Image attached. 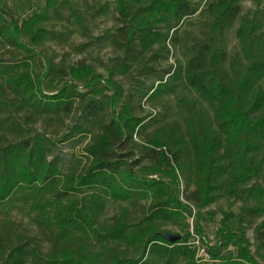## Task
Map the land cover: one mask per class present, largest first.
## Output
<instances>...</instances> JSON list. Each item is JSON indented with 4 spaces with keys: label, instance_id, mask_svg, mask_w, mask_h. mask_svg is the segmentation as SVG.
<instances>
[{
    "label": "trees",
    "instance_id": "16d2710c",
    "mask_svg": "<svg viewBox=\"0 0 264 264\" xmlns=\"http://www.w3.org/2000/svg\"><path fill=\"white\" fill-rule=\"evenodd\" d=\"M204 1L117 0L115 32L97 38L79 13L89 42L73 50L85 53L105 41L116 50L105 77L94 64L71 65L69 55L57 61L47 52V42L64 38L42 22L49 12L64 18L65 2L46 0L45 13L20 27L4 16L10 11L0 0V203L28 190L50 194L45 206L57 207L84 189L101 188L129 206L101 227L103 236L92 227L109 241L99 251L85 230L70 231L60 223L65 218L55 221L61 210L54 217L42 200L31 207L39 229L34 236L0 209V264H175L181 256L198 264L183 245L187 237L171 243L162 236L164 221L185 210L180 194L199 210L223 197L252 200L244 211L264 216V14L242 16L245 0ZM240 19V49L232 56L228 33ZM194 20L198 32H183ZM172 49L182 50L186 62L165 68ZM181 81L213 113L190 106L182 120H170L167 96ZM146 105L164 113L145 114ZM157 174L182 182L183 191L149 178ZM91 217L87 224H96L98 215ZM231 217L224 214L220 244L209 250L213 262L206 264H264L251 249L243 216ZM254 234L264 258V220ZM230 245L236 255H223Z\"/></svg>",
    "mask_w": 264,
    "mask_h": 264
},
{
    "label": "rangeland",
    "instance_id": "374dc122",
    "mask_svg": "<svg viewBox=\"0 0 264 264\" xmlns=\"http://www.w3.org/2000/svg\"><path fill=\"white\" fill-rule=\"evenodd\" d=\"M65 2V17L59 19L53 12L48 13V17L42 22V26L50 31H55L61 35V40L47 42L45 48L47 52H53L58 56L57 61L62 59L63 55H69L67 61L71 65H76L80 62H86L94 64L98 68V72L105 77H109V68L112 66L114 59H116L117 53L114 47L108 42L97 43L91 46V48L85 53H76L73 49L76 46L88 43L89 40L79 27L77 15L82 13L86 19L87 26L94 37H101L106 33H114L117 27V0H61ZM10 14H4L9 20L15 19L18 21L20 27L22 24L31 17L42 15L45 13L46 0H5ZM206 0L204 1V3ZM107 4L108 9L104 14L97 15L94 9H97L100 5ZM242 16L257 15L261 17L264 14V0H245L241 3ZM94 7V9H90ZM2 14V15H3ZM242 19L238 20L235 26L228 33V51L229 54L234 56L239 52V40L237 37V28L241 25ZM197 20L183 26V32H198ZM27 27V26H26ZM264 30V29H263ZM41 49V48H39ZM4 54V51L0 49V58ZM36 57V60H40ZM8 58V56H7ZM179 59L184 64L186 58L184 52L180 49H172L168 62L163 64V67L168 68L171 65L175 67L176 60ZM264 85V84H263ZM130 84H125L126 91L129 89ZM82 89V88H80ZM83 90V89H82ZM109 95L112 92H107ZM170 105V120H182L189 114V107L206 108L211 113V109L207 103L201 98V96L193 89L186 86L182 81L178 83L175 91L167 96ZM148 113H164L161 108L153 111L148 105H146L145 114ZM65 147V146H63ZM63 152L68 155L72 152L69 148H64ZM149 178L156 179L160 182H164L169 185L171 191H175L176 187L183 191V183L180 182V186L173 181V178L168 174L150 175ZM256 180H253L248 187L255 185ZM173 193V192H172ZM52 197L50 194L36 195L28 190L16 191L7 200L0 203V209L4 216L24 226V231L30 235H38L39 229L35 222L36 212L32 210V205L38 200H42V205H47L51 202ZM180 203L185 209L179 212V215H175L174 218L165 220L162 227L163 234L180 235L187 237L186 245L189 249L194 251V260L198 264L212 263L213 259L210 254L212 247L220 244L219 232L224 227V214L233 215L232 220L238 219L240 215L245 219L243 222L247 229V235L251 242V249L256 258L264 263V258L257 252L255 245L254 229L264 220V216L249 217L247 212L244 211L248 206L253 205L252 200H238L235 198L223 197L217 203L209 206L206 209L199 210L193 204H189L180 194ZM47 209H51L52 215L55 217L58 210L60 211L61 218H56L55 221H59L62 218H73L70 223H66L65 219L61 220V224L65 225L70 231L77 233L88 234V242L93 247V250L99 251L105 249L108 246V239L98 238L91 230L92 227L101 231V227L104 224H110L113 217L119 215L124 209L129 208L127 202L113 199L112 196L107 195L101 188L84 189L82 192L71 195L67 199H64L57 207L45 206ZM79 211H83L85 220L79 218ZM181 211V210H180ZM98 215L97 223L94 225L87 224L92 222L91 216ZM199 219L198 218H202ZM246 222V223H245ZM102 236L104 232L101 231ZM182 245V244H180ZM42 249L44 252L48 251L49 244L43 243ZM205 251V254L202 251ZM208 254V255H206ZM223 255H236V248L230 245L228 248L222 250ZM203 255V256H202ZM185 257L181 256L176 260L175 264H185ZM151 264H166L163 261L154 259Z\"/></svg>",
    "mask_w": 264,
    "mask_h": 264
},
{
    "label": "water",
    "instance_id": "95a60500",
    "mask_svg": "<svg viewBox=\"0 0 264 264\" xmlns=\"http://www.w3.org/2000/svg\"><path fill=\"white\" fill-rule=\"evenodd\" d=\"M162 236L171 243L177 242L182 239V236L180 235L174 236L169 234H162Z\"/></svg>",
    "mask_w": 264,
    "mask_h": 264
},
{
    "label": "built area",
    "instance_id": "2783aa9c",
    "mask_svg": "<svg viewBox=\"0 0 264 264\" xmlns=\"http://www.w3.org/2000/svg\"><path fill=\"white\" fill-rule=\"evenodd\" d=\"M202 253L205 254V251L203 250ZM206 255H208V254H206ZM202 256H203V255H202Z\"/></svg>",
    "mask_w": 264,
    "mask_h": 264
}]
</instances>
